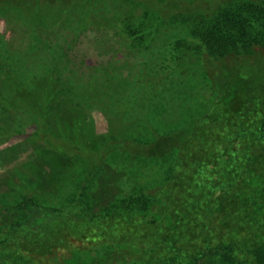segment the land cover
<instances>
[{
  "label": "rangeland",
  "instance_id": "1",
  "mask_svg": "<svg viewBox=\"0 0 264 264\" xmlns=\"http://www.w3.org/2000/svg\"><path fill=\"white\" fill-rule=\"evenodd\" d=\"M244 1L137 0L132 7L130 0H0V41L25 51L24 64L36 74L43 63L50 65L48 90L31 108L53 141L44 148L31 138L32 130L15 136L31 124L16 105L0 113V241H6L0 249L15 244L10 233L20 213L8 206L21 195L54 207L76 204L75 219L115 215L131 193L148 195L165 182L171 162L156 164L149 156L170 153L175 141L168 136L184 124L196 118L199 133L211 110L216 114L223 104L231 107L244 95L264 111V48L255 47L249 55L212 57L192 36L220 10ZM102 6L101 17L97 11ZM148 7L161 11L165 20L155 25ZM122 9H130L132 34L108 27L107 21L123 17ZM87 12L95 18L75 21ZM63 15L67 21L56 24L75 32L74 39L42 38L35 30ZM158 135L159 143L148 144ZM101 156V172L94 182L87 179L93 188L86 194L78 189L76 177ZM257 173L253 191L264 183V170ZM148 205L141 215L150 223L156 220V205ZM263 208L259 203L241 216L257 217ZM131 249L102 246L75 254L64 264H134L140 258H127ZM6 259L0 255V264Z\"/></svg>",
  "mask_w": 264,
  "mask_h": 264
},
{
  "label": "trees",
  "instance_id": "2",
  "mask_svg": "<svg viewBox=\"0 0 264 264\" xmlns=\"http://www.w3.org/2000/svg\"><path fill=\"white\" fill-rule=\"evenodd\" d=\"M136 2L130 0L129 5L134 7ZM98 9L102 17L105 6ZM124 10L121 19L107 21L108 27L117 33L132 34L130 9ZM148 12L155 25L165 20L161 11L148 7ZM87 14L78 15L75 21L86 23L95 18V14ZM63 20L67 21L65 15L57 22L49 18L35 30L42 38L74 39L75 32L56 24ZM192 36L212 57L249 55L255 47L264 48V0L229 5L202 29L193 31ZM7 45L0 41V113L13 111L16 105L26 112L31 124L14 135L25 136L32 130L34 141L44 148L46 144L53 146L51 137L46 136L50 130H43L38 113L31 108V103H37L48 90L50 65L43 63L39 67L42 72L36 74L24 64L27 53ZM260 107L244 95L231 107L223 104L216 114L211 110L207 123L199 125V133L196 118L184 124L180 132L168 136L175 141L170 153L149 156L156 164L171 162L165 182L148 195L131 193L121 200L115 215L75 219L71 215L76 204L54 207L21 195L12 206L6 205L17 209L20 215L11 227L15 244L10 248L2 246L0 255L8 257L6 264H64L81 252L129 245L132 249L127 258H140L134 264H264V208L257 217L241 216L259 203L264 205V183L256 191L251 184L257 172L264 170L260 161L264 160V111ZM140 118L143 119L141 115ZM47 127H52V123H47ZM184 127L188 129L185 131ZM161 138L155 136L148 144H157ZM101 163L102 156L77 175L80 191H91ZM150 201L156 205V220L148 223L141 211L151 207ZM39 239L43 242L38 245ZM120 253L124 257V251Z\"/></svg>",
  "mask_w": 264,
  "mask_h": 264
}]
</instances>
